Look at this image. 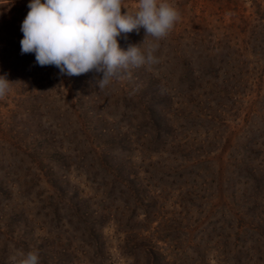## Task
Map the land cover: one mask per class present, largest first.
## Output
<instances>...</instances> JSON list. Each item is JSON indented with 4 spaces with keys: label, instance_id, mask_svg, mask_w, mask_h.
<instances>
[{
    "label": "rangeland",
    "instance_id": "rangeland-1",
    "mask_svg": "<svg viewBox=\"0 0 264 264\" xmlns=\"http://www.w3.org/2000/svg\"><path fill=\"white\" fill-rule=\"evenodd\" d=\"M29 2L0 0V264H264V0H169L159 62L104 89L15 56Z\"/></svg>",
    "mask_w": 264,
    "mask_h": 264
},
{
    "label": "clouds",
    "instance_id": "clouds-1",
    "mask_svg": "<svg viewBox=\"0 0 264 264\" xmlns=\"http://www.w3.org/2000/svg\"><path fill=\"white\" fill-rule=\"evenodd\" d=\"M27 7L20 27L21 54H34L36 64L54 66L61 75L92 72L99 89L129 77L131 69L158 63L154 55L158 42L181 19L169 0H137L135 11L127 10L124 0H30ZM141 28L145 38L155 42L146 50H142L144 41L121 48L118 38L126 41L127 34H139ZM12 84L6 75L0 76V99ZM9 264H41L39 250H17Z\"/></svg>",
    "mask_w": 264,
    "mask_h": 264
},
{
    "label": "trees",
    "instance_id": "trees-1",
    "mask_svg": "<svg viewBox=\"0 0 264 264\" xmlns=\"http://www.w3.org/2000/svg\"><path fill=\"white\" fill-rule=\"evenodd\" d=\"M0 5H3V4H0ZM26 10H27V8H23V11L21 12V15L20 16H16V15H14V18L16 19V18H18L17 19V22L18 23H20V24H22V22H23V20H24V18L26 17V15H27V13L28 12H26ZM19 33H21L20 32V30H19V32H18V34ZM15 52H16V54H15ZM18 53L19 54H21V51H20V47L18 46L17 47V49L15 48V50H14V54H15V56H17V57H19L18 56ZM30 53L29 54H21V58L22 59H24L25 61L26 60H30ZM185 71H186V74L189 76L192 72H188V68H186L185 67ZM188 79V77L186 76V80ZM150 86H147V87H145L143 90H142V92H141V95H144V94H147V93H143L146 89H148ZM147 120H149V122H148V126L149 127H153L154 126V124H157V123H159V122H156V121H159V119H158V117H155V114H154V118H152V117H150V118H148L147 117ZM117 170H120V175H122V178H126L127 177V172H125V170L123 169V167H122V165H119L118 167H117ZM122 170V171H121ZM125 173H126V175H125ZM126 181L127 182H130L128 179H126ZM252 213L254 212V211H252V210H250ZM153 263L152 264H160V262H158L157 261V259H155L154 258V260L152 261ZM163 264H164V262H162Z\"/></svg>",
    "mask_w": 264,
    "mask_h": 264
}]
</instances>
